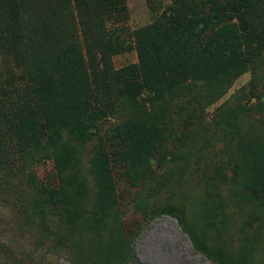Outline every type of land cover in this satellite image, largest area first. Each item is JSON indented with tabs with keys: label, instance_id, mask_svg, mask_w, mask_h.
<instances>
[{
	"label": "rangeland",
	"instance_id": "rangeland-1",
	"mask_svg": "<svg viewBox=\"0 0 264 264\" xmlns=\"http://www.w3.org/2000/svg\"><path fill=\"white\" fill-rule=\"evenodd\" d=\"M23 1L45 27L47 69L41 98L13 120L30 138H0V264H214L204 250L264 264V50L207 78L185 76L187 57L155 69L156 98L139 77L115 83L110 112L90 117L76 104L102 105L90 92L96 43L76 0ZM83 2L115 71L138 60L135 28L169 22L170 0ZM5 68L0 57V80Z\"/></svg>",
	"mask_w": 264,
	"mask_h": 264
},
{
	"label": "trees",
	"instance_id": "trees-1",
	"mask_svg": "<svg viewBox=\"0 0 264 264\" xmlns=\"http://www.w3.org/2000/svg\"><path fill=\"white\" fill-rule=\"evenodd\" d=\"M76 2L82 15L79 25L90 40L86 43L88 46L96 43L89 49L93 84L90 92L94 101L102 105L95 108L86 100L76 104L90 117L110 112L107 95L115 83L129 87L130 79L139 77L146 92L143 94L156 98L162 86L155 77V69L176 62L182 64L187 57L193 72L185 76L207 78L226 69L243 68L252 50H264V0H170L164 11L169 22L163 27L150 22L135 28L132 33L138 60L115 71L108 59L98 17L92 16L94 25H89L88 6L83 0ZM28 12L23 0H0V57L6 64L1 73L5 77L0 80V138L5 142L12 139V135L21 142L32 135L28 130H13V120L20 123L29 103L36 97L41 98L42 75L47 69L39 65L43 61L41 50L46 46L45 27L40 17L30 19ZM181 49L182 55H172V50L180 53ZM98 62H103L102 68ZM26 119L33 124L31 117ZM90 126L79 123L74 131L82 134ZM6 148L0 147V160L8 166ZM168 212L178 218L175 211ZM203 252L214 264H222L217 253Z\"/></svg>",
	"mask_w": 264,
	"mask_h": 264
}]
</instances>
